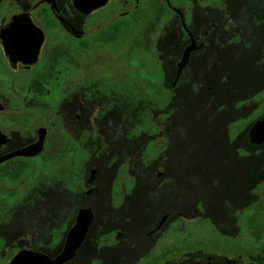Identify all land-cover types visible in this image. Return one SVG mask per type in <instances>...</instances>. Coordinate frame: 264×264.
I'll list each match as a JSON object with an SVG mask.
<instances>
[{
	"label": "flooded vegetation",
	"instance_id": "flooded-vegetation-1",
	"mask_svg": "<svg viewBox=\"0 0 264 264\" xmlns=\"http://www.w3.org/2000/svg\"><path fill=\"white\" fill-rule=\"evenodd\" d=\"M249 2L0 0V264H264Z\"/></svg>",
	"mask_w": 264,
	"mask_h": 264
},
{
	"label": "trees",
	"instance_id": "trees-1",
	"mask_svg": "<svg viewBox=\"0 0 264 264\" xmlns=\"http://www.w3.org/2000/svg\"><path fill=\"white\" fill-rule=\"evenodd\" d=\"M249 10L251 12V15L249 17L244 18H235V22L233 23V26L239 28L234 30L233 32V40L236 42H245V43H252L249 47V51H251V54H258V62H254V67L263 69L264 70V30L258 31V30H247V26H259L264 28V0H250L249 2ZM154 24L160 23L159 19H153ZM187 24L189 25H200L201 27L208 28L206 33V41H211V18H195V19H187ZM198 23H197V22ZM200 36H202L200 34ZM201 40V38H200ZM253 64V63H252ZM251 81L253 82V76L251 77ZM264 88V84L262 86ZM256 89L253 85H251V92H253ZM251 171L254 173L255 170L258 168L255 166V162L264 163L263 158L259 157H251Z\"/></svg>",
	"mask_w": 264,
	"mask_h": 264
},
{
	"label": "water",
	"instance_id": "water-1",
	"mask_svg": "<svg viewBox=\"0 0 264 264\" xmlns=\"http://www.w3.org/2000/svg\"><path fill=\"white\" fill-rule=\"evenodd\" d=\"M183 25H185L184 23V19H181ZM189 36H190V43L188 46H186V48L183 51L182 54V58L181 60L178 62V73H180L181 69L186 65V63L188 62L189 59V54L191 52V50L197 48L198 46L196 45V41L193 38L192 34L190 32ZM249 136H250V141L254 144H261L264 142V116H262L260 119H257L256 121H254L249 129ZM33 152V147L27 149V151L25 152V154H31ZM83 216L79 214L78 216V222L77 224L74 226V228L72 229L71 233H70V238L69 241H72V237L73 236H82L84 234L85 228H86V223H82L83 221ZM78 241V240H77ZM76 240H74L75 243H77ZM21 257L22 255L17 256L16 258L13 259V261L11 262V264H21ZM34 264V263H31ZM235 264H243L242 261H239Z\"/></svg>",
	"mask_w": 264,
	"mask_h": 264
},
{
	"label": "rangeland",
	"instance_id": "rangeland-1",
	"mask_svg": "<svg viewBox=\"0 0 264 264\" xmlns=\"http://www.w3.org/2000/svg\"><path fill=\"white\" fill-rule=\"evenodd\" d=\"M171 25H172V22H171V20H167V21H163V22H161L160 21V23H158V24H156L155 25V27H156V31H157V28H159V27H161V26H163L166 30H167V33H170L169 34V36L171 37V35H172V33H171ZM163 29V28H162ZM162 29H160L162 32H163V30ZM159 31V30H158ZM160 32V31H159ZM162 37H165V36H160L159 37V40L160 41H163L162 39ZM254 102H255V104L254 103H252V104H254V105H258V103L260 102L258 99L257 100H254ZM261 103H262V105H264V98L261 100ZM140 105L141 106H146L147 105V103L146 102H143V103H140ZM256 115V114H255ZM146 162H140V165H139V173H147L146 171ZM65 182H66V177L64 176V177H58V175L57 174H55V173H49L47 176H45L43 179H42V183H41V185L43 186H50V185H53L54 183H55V185H65Z\"/></svg>",
	"mask_w": 264,
	"mask_h": 264
}]
</instances>
